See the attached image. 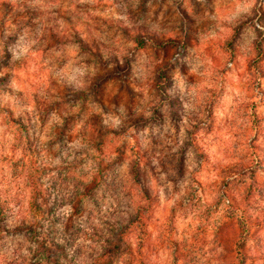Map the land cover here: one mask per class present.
<instances>
[{
    "label": "clouds",
    "instance_id": "1",
    "mask_svg": "<svg viewBox=\"0 0 264 264\" xmlns=\"http://www.w3.org/2000/svg\"><path fill=\"white\" fill-rule=\"evenodd\" d=\"M0 264H264V0H0Z\"/></svg>",
    "mask_w": 264,
    "mask_h": 264
}]
</instances>
